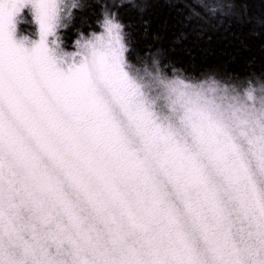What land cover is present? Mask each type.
<instances>
[{
  "label": "clouds",
  "instance_id": "9594fccd",
  "mask_svg": "<svg viewBox=\"0 0 264 264\" xmlns=\"http://www.w3.org/2000/svg\"><path fill=\"white\" fill-rule=\"evenodd\" d=\"M125 72L0 73V264H264V74Z\"/></svg>",
  "mask_w": 264,
  "mask_h": 264
},
{
  "label": "trees",
  "instance_id": "16d2710c",
  "mask_svg": "<svg viewBox=\"0 0 264 264\" xmlns=\"http://www.w3.org/2000/svg\"><path fill=\"white\" fill-rule=\"evenodd\" d=\"M106 10L123 25L131 61L193 74H264V0H79L59 32L63 48L98 33ZM17 33L32 35L31 24L20 23Z\"/></svg>",
  "mask_w": 264,
  "mask_h": 264
},
{
  "label": "snow or ice",
  "instance_id": "6c2138e0",
  "mask_svg": "<svg viewBox=\"0 0 264 264\" xmlns=\"http://www.w3.org/2000/svg\"><path fill=\"white\" fill-rule=\"evenodd\" d=\"M27 0H0V73L16 76L26 71L40 73L48 87L54 92L72 95L86 91L89 64L101 67L114 81L130 86L125 72V44L121 25L113 14L101 24L102 31L84 42L82 47L87 56L79 66L67 72L57 67L48 36L55 31L59 5L56 0H32L36 18L40 25L39 41L32 48H26L12 39L13 19Z\"/></svg>",
  "mask_w": 264,
  "mask_h": 264
},
{
  "label": "rangeland",
  "instance_id": "374dc122",
  "mask_svg": "<svg viewBox=\"0 0 264 264\" xmlns=\"http://www.w3.org/2000/svg\"><path fill=\"white\" fill-rule=\"evenodd\" d=\"M111 1H113V0H111ZM116 1L122 2V1H127V0H116ZM130 1H133V0H130ZM56 2L59 5L58 21H57V24L55 27V31L53 33H51L47 38L50 47H51V41L53 38H58V41L61 44V41L59 39V32L66 25L67 21L70 18L71 11L73 10V8H75L77 6V4L79 3V0H56ZM105 14H107L109 17L113 16L109 11L106 10L104 13V16L102 18V22L105 19ZM102 22H101V24H102ZM13 23H14V27L12 30V39L16 43L21 44L24 47L30 49L34 46V43L39 41L40 25H39V21L36 18V9L34 7L32 0H27V2L20 9V11L18 13H16V15L14 16V19H13ZM20 23L31 24L32 35H30V34L20 35L19 33H17V27ZM101 31H102V28L96 34H99ZM83 39H84L83 42H85V41L91 39V36L84 37ZM51 49H52L54 56L61 55L65 51L67 53H72L73 51H75V49H69V50L64 49L62 44H61L60 48L51 47Z\"/></svg>",
  "mask_w": 264,
  "mask_h": 264
}]
</instances>
